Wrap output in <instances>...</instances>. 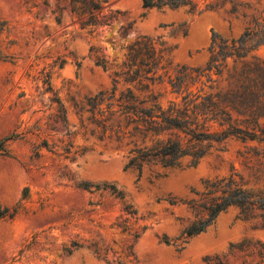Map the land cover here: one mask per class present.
I'll use <instances>...</instances> for the list:
<instances>
[{"label": "rangeland", "instance_id": "rangeland-1", "mask_svg": "<svg viewBox=\"0 0 264 264\" xmlns=\"http://www.w3.org/2000/svg\"><path fill=\"white\" fill-rule=\"evenodd\" d=\"M67 1L0 0V206L15 210L13 218L0 219V264H204L213 256L240 264L230 246L264 242L259 219L244 220L229 208L205 233L184 238L195 217L167 201L197 199L206 181L233 171L264 189V180L257 182L242 163L244 144L230 140L195 167L185 158L179 168L144 166L138 174L125 169V142L82 136L74 105L110 92L126 47L142 37L163 51L162 78L150 88L166 103L172 99L168 77L181 66L204 67L212 35L237 40L245 24L222 11L146 10L142 0H106L115 18L89 33L76 24ZM252 54L264 63V44ZM95 57L108 61L106 71L95 66ZM128 87L120 84L118 92ZM52 99L67 110L66 123L56 117ZM72 242L81 248L67 255ZM92 245L100 258L88 250Z\"/></svg>", "mask_w": 264, "mask_h": 264}, {"label": "trees", "instance_id": "trees-1", "mask_svg": "<svg viewBox=\"0 0 264 264\" xmlns=\"http://www.w3.org/2000/svg\"><path fill=\"white\" fill-rule=\"evenodd\" d=\"M108 8L106 0L67 1V9L76 24L89 33L110 26L117 13ZM142 8H187L193 14L222 11L242 21L245 28L237 40L229 41L213 34L204 67L181 66L174 76L168 77L172 99L166 103L150 88L162 78L159 71L164 69L163 51L149 38L136 39L126 47L122 62L112 72L110 92H100L75 103L82 136L125 142L130 148L125 169L138 174L144 166L179 168L185 158L195 167L212 151H223L228 141L236 140L244 144L245 150L239 153L243 165L253 172L257 182L260 178L264 180V63L252 54L264 44V0H142ZM104 10L109 14L103 16ZM56 20L59 21L58 16ZM3 26L0 23V31ZM94 64L104 71L109 65L104 57H95ZM120 84L133 89L128 87L118 92ZM134 90L148 95L140 98ZM51 101L57 104L56 117L66 123L64 105L58 99ZM38 155L37 152L35 156ZM252 162L256 169L249 166ZM157 177L161 176L157 174ZM256 184L250 186L233 171L225 178L206 181L204 192L196 193L197 199L184 201L170 197L169 205H185L195 217L183 230L182 237L205 233L229 208H236L244 220L259 219V228L264 230V189ZM83 189L88 186L84 184ZM109 190L123 200V195L113 187ZM124 211L135 214L129 205ZM14 215L15 210L0 206V219H11ZM163 242L170 245L166 238ZM79 248V244L72 242L64 251L71 255ZM88 250L100 258L96 245ZM229 251L242 259L240 264H264V242L243 241L231 245ZM203 262L229 264L226 256L207 257Z\"/></svg>", "mask_w": 264, "mask_h": 264}]
</instances>
